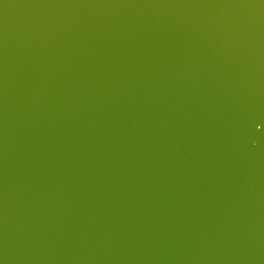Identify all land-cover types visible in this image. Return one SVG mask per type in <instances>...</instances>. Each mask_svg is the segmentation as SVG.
<instances>
[{"label":"water","instance_id":"95a60500","mask_svg":"<svg viewBox=\"0 0 264 264\" xmlns=\"http://www.w3.org/2000/svg\"><path fill=\"white\" fill-rule=\"evenodd\" d=\"M0 264H264V0H0Z\"/></svg>","mask_w":264,"mask_h":264}]
</instances>
